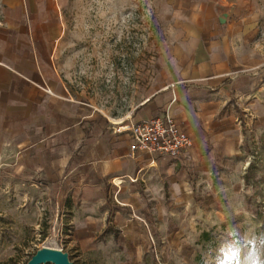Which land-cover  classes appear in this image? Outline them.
I'll return each mask as SVG.
<instances>
[{
    "label": "rangeland",
    "instance_id": "rangeland-1",
    "mask_svg": "<svg viewBox=\"0 0 264 264\" xmlns=\"http://www.w3.org/2000/svg\"><path fill=\"white\" fill-rule=\"evenodd\" d=\"M56 2L55 61L72 99L111 132L135 124L132 113L172 81L167 46L185 22L179 8L196 3ZM229 16L247 67L223 94L190 101L187 158L104 180L90 201L0 163V264H27L44 247L71 264H203L227 227L264 230V0H234Z\"/></svg>",
    "mask_w": 264,
    "mask_h": 264
},
{
    "label": "crops",
    "instance_id": "crops-1",
    "mask_svg": "<svg viewBox=\"0 0 264 264\" xmlns=\"http://www.w3.org/2000/svg\"><path fill=\"white\" fill-rule=\"evenodd\" d=\"M194 2L192 10L179 8L185 22L167 46L172 81L127 120L137 123L170 114L193 137L190 101L223 94L229 82L244 76L247 65L229 16L234 0ZM56 3L0 0V163H13L24 175L51 181L55 189L90 201L104 193V180L131 178L150 158L131 154V137L124 133L129 122L111 132L100 115L84 114L83 105L72 99L55 61L60 31ZM223 13L229 16L225 26L220 22Z\"/></svg>",
    "mask_w": 264,
    "mask_h": 264
},
{
    "label": "built area",
    "instance_id": "built-area-1",
    "mask_svg": "<svg viewBox=\"0 0 264 264\" xmlns=\"http://www.w3.org/2000/svg\"><path fill=\"white\" fill-rule=\"evenodd\" d=\"M132 155H147L152 163L164 159L181 161L194 147V139L170 115L152 116L130 126Z\"/></svg>",
    "mask_w": 264,
    "mask_h": 264
},
{
    "label": "clouds",
    "instance_id": "clouds-1",
    "mask_svg": "<svg viewBox=\"0 0 264 264\" xmlns=\"http://www.w3.org/2000/svg\"><path fill=\"white\" fill-rule=\"evenodd\" d=\"M203 264H264V230L247 225L243 231L238 227H227Z\"/></svg>",
    "mask_w": 264,
    "mask_h": 264
},
{
    "label": "water",
    "instance_id": "water-1",
    "mask_svg": "<svg viewBox=\"0 0 264 264\" xmlns=\"http://www.w3.org/2000/svg\"><path fill=\"white\" fill-rule=\"evenodd\" d=\"M227 13H223L220 17V22H225ZM53 262L55 264H71L66 253L59 249L44 247L39 249L27 262V264H43L46 262Z\"/></svg>",
    "mask_w": 264,
    "mask_h": 264
},
{
    "label": "bare ground",
    "instance_id": "bare-ground-1",
    "mask_svg": "<svg viewBox=\"0 0 264 264\" xmlns=\"http://www.w3.org/2000/svg\"><path fill=\"white\" fill-rule=\"evenodd\" d=\"M124 126H121V128L123 129Z\"/></svg>",
    "mask_w": 264,
    "mask_h": 264
}]
</instances>
